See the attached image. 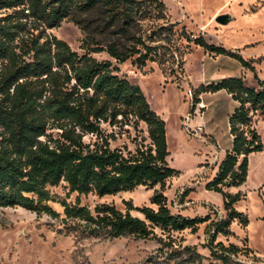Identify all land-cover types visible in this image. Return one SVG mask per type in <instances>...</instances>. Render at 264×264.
<instances>
[{
  "label": "trees",
  "instance_id": "trees-1",
  "mask_svg": "<svg viewBox=\"0 0 264 264\" xmlns=\"http://www.w3.org/2000/svg\"><path fill=\"white\" fill-rule=\"evenodd\" d=\"M64 20L87 31L83 53L47 33ZM176 25L168 20L163 0H0V209L46 214L59 219V232L76 238L156 240L157 254L139 264L200 263L204 257L196 248L181 245L174 234L195 233L205 224L209 256L216 264H240L231 256L241 248L216 238L231 234L235 218L247 225L234 207L240 194L228 189L245 181L249 155L264 150L255 125L264 120V80L252 60L201 35H185L187 42L235 58L253 73L251 84L242 76H227L200 84L191 94L190 111L203 92L224 90L236 104L227 117L230 147L204 185L223 197L225 216L212 219L209 213L190 217L170 210L164 190L178 170L167 163L163 119L138 84L119 76L109 60L92 56L105 52L117 63L132 59L138 68L157 62L173 74L170 66L180 64L184 53L172 42ZM139 122L146 125L147 143L142 139L133 150L110 146L113 130L104 126L136 129ZM86 135L94 140L85 142ZM61 182L66 196L76 193L74 202L50 191ZM137 185L154 189L152 206L124 200L122 211L113 204L96 203L90 209L79 202L81 194L103 197Z\"/></svg>",
  "mask_w": 264,
  "mask_h": 264
},
{
  "label": "rangeland",
  "instance_id": "rangeland-1",
  "mask_svg": "<svg viewBox=\"0 0 264 264\" xmlns=\"http://www.w3.org/2000/svg\"><path fill=\"white\" fill-rule=\"evenodd\" d=\"M168 20L177 22L172 37L174 44L184 49L182 62L170 66L174 73L157 62H146L138 68L128 59L117 63L105 52L92 53L98 60H109L117 67L118 75L125 77L141 88L151 108L165 123L167 141V163L178 170V174L166 183L164 194L172 212L186 216L210 214L212 219L225 216L221 192L206 190L204 185L216 172L225 151L230 147L227 117L235 102L224 90L203 92L198 98L205 108L202 119H185L189 113L191 94L200 84L214 82L227 76H242L247 83L253 82V73L241 66L240 62L227 55L205 52L191 39L201 35L207 42L221 45L229 51H237L244 59L252 60L258 77L264 80V1L263 0H163ZM229 14V22L221 24L215 20L219 14ZM184 32V36L181 32ZM51 36L66 41L79 54L84 52L87 31L71 20H64L58 27L47 30ZM203 124L200 135L192 129ZM256 128L264 146V120L256 121ZM104 126V125H103ZM113 130L111 147H126L133 150L135 143L144 139L148 142L146 125L139 122L132 126L106 127ZM94 140L91 135L84 141ZM52 193L74 202L76 193L66 196L64 183L49 188ZM188 189L186 195L182 192ZM154 189L137 185L131 191L98 197L81 194L79 202L90 209L96 203L113 204L124 210V200L134 206L150 205ZM239 193L240 199L234 204L247 220L243 226L238 218L231 221L228 236L219 235L216 241L225 245L236 244L241 252L231 257L240 264H264V150L251 153L248 158L247 177L243 183L228 189ZM61 213L58 203H50ZM152 206V205H150ZM133 215L139 213L132 210ZM62 224L43 214L22 207L0 209V264H139L157 254L160 244L154 239H133L119 237L100 239L95 237L76 238L73 234L59 232ZM159 233V230H156ZM181 245H192L204 258L198 264H216L204 245L207 240L205 224L195 233L184 230L175 233ZM249 247L251 253L244 252ZM170 264H173L171 262Z\"/></svg>",
  "mask_w": 264,
  "mask_h": 264
},
{
  "label": "built area",
  "instance_id": "built-area-1",
  "mask_svg": "<svg viewBox=\"0 0 264 264\" xmlns=\"http://www.w3.org/2000/svg\"><path fill=\"white\" fill-rule=\"evenodd\" d=\"M205 108L204 103L201 100H198L195 104L194 107L191 111H189V113L187 114V116L185 117V119L188 121L190 118L192 117H196L199 119H202V110ZM203 127L204 125H197L195 127H193L192 129H188V131L192 134H197L200 135L203 132Z\"/></svg>",
  "mask_w": 264,
  "mask_h": 264
},
{
  "label": "water",
  "instance_id": "water-1",
  "mask_svg": "<svg viewBox=\"0 0 264 264\" xmlns=\"http://www.w3.org/2000/svg\"><path fill=\"white\" fill-rule=\"evenodd\" d=\"M229 14L227 13H223V14H219L215 17V20L221 24H226L229 22Z\"/></svg>",
  "mask_w": 264,
  "mask_h": 264
}]
</instances>
